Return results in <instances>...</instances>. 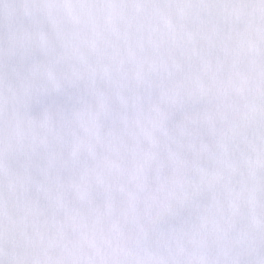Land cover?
Wrapping results in <instances>:
<instances>
[{
  "label": "clouds",
  "instance_id": "obj_1",
  "mask_svg": "<svg viewBox=\"0 0 264 264\" xmlns=\"http://www.w3.org/2000/svg\"><path fill=\"white\" fill-rule=\"evenodd\" d=\"M0 264H264V0H0Z\"/></svg>",
  "mask_w": 264,
  "mask_h": 264
}]
</instances>
